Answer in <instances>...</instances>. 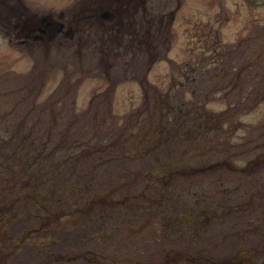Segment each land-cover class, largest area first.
Segmentation results:
<instances>
[{
  "label": "trees",
  "instance_id": "1",
  "mask_svg": "<svg viewBox=\"0 0 264 264\" xmlns=\"http://www.w3.org/2000/svg\"><path fill=\"white\" fill-rule=\"evenodd\" d=\"M29 11L24 0H0V25L7 23L11 26L8 33H13L14 24ZM12 17L17 20L13 22ZM160 22L154 26L156 37L150 41L141 39L139 43L149 66L170 61V44L166 40L170 41L171 28L166 27L167 35L160 42ZM105 52L100 49L107 84V91L102 93H109L117 85L110 74L116 62H108L111 55ZM234 52L235 46L223 49L218 45L212 56L205 55L186 65L180 82L175 77L164 95L142 77L143 108L124 119V126H116L109 114L106 123L93 116L94 123L90 124L85 115L72 111L70 118L80 125L70 123L60 135L55 123L46 139L34 125L0 127V264H103L101 259L79 256L77 251L98 241L100 234L104 237L107 233V237L119 233L130 220L149 217L147 213L171 199L163 194L157 205L134 186L132 194L116 201L111 196L115 190L135 185L139 177L168 189L177 178H189L194 185L195 178L205 176H218L211 181L219 192L189 188L187 196L181 192L175 195L178 204L194 214L202 232L217 224L228 228L219 230L221 242L214 249L222 247L228 254L245 257L235 256L240 259L238 262L224 263L264 264V131L256 141L245 138L238 144L235 139L240 129L236 119L252 112L264 100V90L241 87L239 81L245 71L236 65ZM112 59L117 61L116 55ZM151 92L156 99L149 108ZM217 98L226 100V109L213 112L209 104ZM58 139L61 140L51 143ZM253 152L257 153L254 158ZM245 157L248 158L241 164ZM111 169L122 175L118 185L104 195H92L97 176L107 175ZM234 174L262 181V193L247 186L229 187L224 177ZM75 215L77 222H71ZM233 217L238 218L239 225L229 224ZM170 221L182 224L178 215ZM98 230L102 233L96 234ZM39 238L49 239L50 243H37ZM166 243L159 248L166 251L168 264L222 263L209 257L214 253L208 256L200 249L195 256L187 257L181 251H169ZM255 258L263 262L258 263ZM149 263L155 264L154 260Z\"/></svg>",
  "mask_w": 264,
  "mask_h": 264
},
{
  "label": "rangeland",
  "instance_id": "2",
  "mask_svg": "<svg viewBox=\"0 0 264 264\" xmlns=\"http://www.w3.org/2000/svg\"><path fill=\"white\" fill-rule=\"evenodd\" d=\"M24 2L30 12L38 17L61 11L69 17L83 4V0ZM147 3L149 10L146 14L125 15V21L110 33L106 32L110 28L107 27L108 24L101 27L95 24L90 30L91 37L79 47L71 41L59 43L58 40L48 44L38 42L21 46L14 37L15 31L8 33L11 26L7 23L0 25V127L21 124L29 128L34 125L38 128L39 135L46 139L52 133L55 123L59 127L60 135L70 123L80 125V122L76 124L70 118L72 111L85 115L84 118L90 124L94 123L93 116L106 123L109 114L114 117L116 126H124V119L143 108L144 89L140 83L142 77L164 95L169 91L175 77L177 81L181 79L186 65L205 55L212 56L218 45H222L223 49L235 46L234 60L245 71L244 77L239 79L241 87L247 90L257 86L264 90V0H148ZM157 18L161 21L160 42L167 35L166 27L171 28L170 41L166 40L170 44V61L163 60L149 66L145 51H141L139 43L141 39L150 41L156 37L154 26L159 23ZM10 19L13 22L17 20L13 17ZM110 35V41L116 39L117 42L104 44L106 38L110 39ZM242 40L246 42H240ZM100 49L111 55L108 62H116L113 70L110 69L114 82H117L113 92L102 93L107 84L104 63L100 61ZM113 55H116L117 61L112 59ZM150 98L149 108L156 99L153 92L150 93ZM72 107L76 109L73 110ZM209 109L213 112L226 109V100L217 98L209 104ZM236 120L240 122V129L235 137L238 144L245 138L258 140L264 131V100L252 112L240 114ZM105 125L107 126L103 124ZM226 127L229 132L233 131L231 125L227 124ZM146 129L145 127L144 130ZM60 140H53L51 143ZM130 142L133 147L136 146L133 139ZM181 153L182 151L178 153L179 156ZM256 154L251 153V157L254 158ZM248 157L242 158L240 163L244 164ZM121 177V173L114 169L107 175L99 174L92 195H104L106 191L113 190ZM217 177L195 178L194 185H191L189 178H177L168 189L161 187L156 181L147 180L146 183L144 178L139 177L135 185L120 191L115 190L111 196L116 201L132 194L134 186L140 189L139 194H148L157 205L163 194L169 195L171 199L166 203L164 201L159 208L155 207L153 213L148 210L151 212L147 213L149 217L142 215L130 220L119 233L107 237L105 233V238L100 234L98 241H92L87 247L79 249L77 254L86 258H99L103 264H151L149 262L153 260L155 264H168L166 251L159 248L167 241L169 251H181L187 257L195 256L202 249L208 256V253H214L215 255L209 257L213 256L215 262H222L216 264H227L224 262L231 260L238 262L240 259L235 256L244 258L245 255L228 254L222 247L214 249V245L218 246L221 242L222 235L219 230L227 227L221 228V224H217L218 226L209 229L212 233L208 234L209 230L202 232L198 219L179 205L175 197L181 193L187 196V189L199 187L215 194L219 192L216 189L218 186L212 185L211 179L216 180ZM262 178L264 183V175ZM252 181L239 174L224 177V182L231 188L243 189L247 186L251 190L259 189L262 193V181ZM141 207L143 211L146 210L144 206ZM177 215L184 226L170 221ZM261 218L264 219V214ZM77 220L75 215L71 222ZM228 222L235 226L240 224L237 217L230 218ZM166 225L167 228L164 229ZM97 233L102 231L98 230ZM36 241L41 244L50 243L49 239L43 238ZM240 249L244 247L241 246ZM256 261L260 263L263 259ZM78 264L85 263L80 261Z\"/></svg>",
  "mask_w": 264,
  "mask_h": 264
},
{
  "label": "flooded vegetation",
  "instance_id": "3",
  "mask_svg": "<svg viewBox=\"0 0 264 264\" xmlns=\"http://www.w3.org/2000/svg\"><path fill=\"white\" fill-rule=\"evenodd\" d=\"M147 2L148 0H83L81 8L69 17L64 11L40 17L29 11L14 24L13 33L15 31L14 37L21 46L38 42L48 44L58 40L59 43L71 41L79 47L91 37L90 30L95 24L99 27L108 24L107 27L110 26L111 29L107 28L106 32L110 33L125 21V15L146 14L149 10ZM109 38L105 39L109 45L117 42L116 39L110 41L111 35Z\"/></svg>",
  "mask_w": 264,
  "mask_h": 264
}]
</instances>
